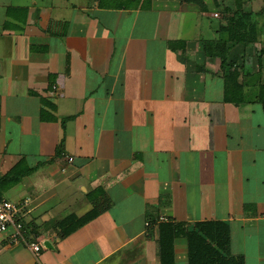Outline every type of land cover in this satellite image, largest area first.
<instances>
[{
	"label": "crops",
	"instance_id": "0c3cea01",
	"mask_svg": "<svg viewBox=\"0 0 264 264\" xmlns=\"http://www.w3.org/2000/svg\"><path fill=\"white\" fill-rule=\"evenodd\" d=\"M237 7L247 12L244 0H0V181L22 161L30 170L0 198L24 204L27 239L45 246L12 244L10 228L0 264H160L161 218L226 222L231 253L264 264L263 13L243 103L225 100L206 51ZM174 250L188 264L186 239Z\"/></svg>",
	"mask_w": 264,
	"mask_h": 264
},
{
	"label": "trees",
	"instance_id": "16d2710c",
	"mask_svg": "<svg viewBox=\"0 0 264 264\" xmlns=\"http://www.w3.org/2000/svg\"><path fill=\"white\" fill-rule=\"evenodd\" d=\"M100 6L103 7V3ZM240 7H237L236 11L225 9V15L231 16L227 26L222 28L225 37L208 42L206 46V51L221 61V71L225 80V100L233 104L243 103L245 51L250 45L257 43L259 28L255 14L245 12ZM262 56L264 49L260 52L259 62ZM258 101L264 110V84L260 86ZM26 166L25 161L18 163L0 181V195L1 192L16 186L22 177L29 174L30 170ZM97 214V210L94 209L72 227L64 229L61 237L71 234L78 227L95 218ZM25 228L29 235L27 226ZM180 238L187 241L188 264H244L242 256L231 253L230 226L223 221L197 222L192 226L175 222L161 223L158 240L160 264H175L174 243Z\"/></svg>",
	"mask_w": 264,
	"mask_h": 264
},
{
	"label": "built area",
	"instance_id": "2783aa9c",
	"mask_svg": "<svg viewBox=\"0 0 264 264\" xmlns=\"http://www.w3.org/2000/svg\"><path fill=\"white\" fill-rule=\"evenodd\" d=\"M218 15H215L217 17ZM74 159L69 158L67 163H73ZM26 203V202H25ZM23 205L14 203L6 199H0V235L6 234L10 228L14 230L12 234V244H18L20 242L26 244L28 248L38 255L44 248V244L38 241L28 240L27 230L25 224L21 220V212ZM167 223L165 218H161L158 224ZM152 222H146V227H151ZM28 238V239H27Z\"/></svg>",
	"mask_w": 264,
	"mask_h": 264
},
{
	"label": "rangeland",
	"instance_id": "374dc122",
	"mask_svg": "<svg viewBox=\"0 0 264 264\" xmlns=\"http://www.w3.org/2000/svg\"><path fill=\"white\" fill-rule=\"evenodd\" d=\"M230 2H233V0H230ZM244 2H246V9L248 8L247 12L258 11V13H263L264 15V0H244ZM230 17L225 16V20L229 22Z\"/></svg>",
	"mask_w": 264,
	"mask_h": 264
}]
</instances>
